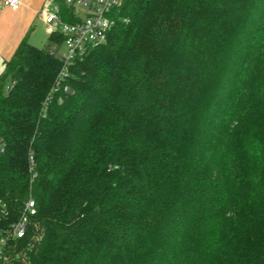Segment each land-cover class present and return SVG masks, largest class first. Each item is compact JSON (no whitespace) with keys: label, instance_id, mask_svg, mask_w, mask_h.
<instances>
[{"label":"trees","instance_id":"1","mask_svg":"<svg viewBox=\"0 0 264 264\" xmlns=\"http://www.w3.org/2000/svg\"><path fill=\"white\" fill-rule=\"evenodd\" d=\"M111 15L61 81L27 39L0 75V200L37 208L0 264H264V0Z\"/></svg>","mask_w":264,"mask_h":264},{"label":"built area","instance_id":"2","mask_svg":"<svg viewBox=\"0 0 264 264\" xmlns=\"http://www.w3.org/2000/svg\"><path fill=\"white\" fill-rule=\"evenodd\" d=\"M69 6V14L77 19H65L60 0H46L43 15L49 36L59 33L63 41L52 42L49 51L62 62L58 81L66 78L70 66L76 58L84 55L90 48L105 42L114 23L112 11L124 0H65ZM21 0H3V6L17 9ZM68 86H65L67 89ZM6 150L4 138L0 135V156ZM29 168L36 164L34 154L28 156ZM36 202L32 197L26 200L13 219L8 204L0 200V260L5 256L11 240L24 237L27 233L31 218L36 214Z\"/></svg>","mask_w":264,"mask_h":264},{"label":"crops","instance_id":"3","mask_svg":"<svg viewBox=\"0 0 264 264\" xmlns=\"http://www.w3.org/2000/svg\"><path fill=\"white\" fill-rule=\"evenodd\" d=\"M46 0H21L17 9L3 6L0 0V75L21 42L27 39L42 46L49 37L43 8Z\"/></svg>","mask_w":264,"mask_h":264},{"label":"rangeland","instance_id":"4","mask_svg":"<svg viewBox=\"0 0 264 264\" xmlns=\"http://www.w3.org/2000/svg\"><path fill=\"white\" fill-rule=\"evenodd\" d=\"M50 45H51V42H50V40H49V37H46V38H45V42L43 43V45H42V46H39V47H41V48H45L46 50H48L49 47H50ZM10 85H11V83H10V80L8 79V80L6 81V85H5V90H6V91L9 89Z\"/></svg>","mask_w":264,"mask_h":264}]
</instances>
